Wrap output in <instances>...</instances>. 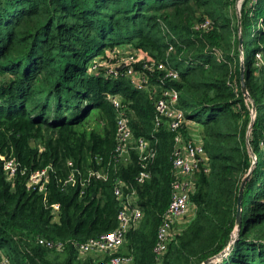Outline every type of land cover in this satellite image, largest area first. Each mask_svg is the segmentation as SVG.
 <instances>
[{
    "label": "trees",
    "instance_id": "1",
    "mask_svg": "<svg viewBox=\"0 0 264 264\" xmlns=\"http://www.w3.org/2000/svg\"><path fill=\"white\" fill-rule=\"evenodd\" d=\"M234 3L0 0V153L18 164L8 179L0 159V262L98 264L99 256L81 257L78 244L117 226L119 177L137 189L142 217L117 252L129 264H201L231 241L252 151L241 226L211 264H264V0H242L239 14ZM206 19L208 28L200 27ZM116 46L134 49L136 70L150 59L176 70L168 79L150 73L149 88H176L186 118L181 132L204 147L206 168L192 174L185 224L173 228L160 254L154 248L171 199L173 132L166 121L155 126L150 90L91 67ZM241 60L250 98L241 90ZM107 93L122 97L134 136L154 143L151 174L141 183L136 151L117 157ZM43 168L44 188L27 186L30 173Z\"/></svg>",
    "mask_w": 264,
    "mask_h": 264
},
{
    "label": "built area",
    "instance_id": "2",
    "mask_svg": "<svg viewBox=\"0 0 264 264\" xmlns=\"http://www.w3.org/2000/svg\"><path fill=\"white\" fill-rule=\"evenodd\" d=\"M242 0H235V4H239ZM209 20H205L200 27L208 28ZM112 50L109 52H115ZM110 54V53H108ZM258 63L263 64L260 54H257ZM96 59L91 66L93 69L102 70L103 74L115 76L126 75L130 81L139 89H147L151 91L153 105L155 110V126L166 121L170 131L173 132L174 146L172 150V166L173 181L171 188V199L161 217V221L157 228L155 252L162 253L168 241L173 237L175 231L174 224L184 216L189 210V190L193 186L192 174L200 165L206 168V160L204 157V147L201 141L184 138L181 128L185 124V114L183 109L176 106L178 99V91L176 88L160 87L157 90L153 85L149 88V74L155 71L163 73V79L175 78L177 72L173 68H169L163 61L150 59L141 62L140 69L136 70L135 63L137 61L136 52L125 58H120L115 62H111L110 56L100 58V62ZM112 105L115 108V141L117 157H129V150L134 149L139 159V170L137 181L139 183L150 177L149 163L156 154L154 143L143 136L135 137L129 124V117L125 106L122 104V97L119 94L107 93ZM2 167L8 179L18 170L17 161L12 158H6L0 153ZM48 179L47 169L43 168L31 172L27 179V186L42 190ZM71 179V178H69ZM113 192L119 199V209L117 214V226L105 233L95 237H89L85 241L78 244V251L81 257L90 253H99L100 260L98 264H129L131 257L126 254L117 252L118 248L123 244L126 232L136 227L142 217V208L138 203L139 195L135 187H129L125 181L116 177L114 179ZM54 217L59 203L51 204ZM40 243L47 246L61 247L62 242H54L39 238ZM0 264H7L4 258Z\"/></svg>",
    "mask_w": 264,
    "mask_h": 264
},
{
    "label": "water",
    "instance_id": "3",
    "mask_svg": "<svg viewBox=\"0 0 264 264\" xmlns=\"http://www.w3.org/2000/svg\"><path fill=\"white\" fill-rule=\"evenodd\" d=\"M238 18V22H239ZM239 43L241 45L242 43V37H239ZM241 47V46H240ZM239 75H240V81H241V90L243 92L244 97L246 98H250L247 88H246V84H245V80H244V65H243V61L241 60V64H240V71H239ZM251 112L252 115L254 116L255 113V106L253 101H251ZM254 153L251 151V155L253 156V161H252V165L250 166V168L248 169L247 173L243 176L241 182H240V186L238 189V195H237V205H236V215H235V232L232 235L231 241L229 242V244L227 245L226 248H224L221 252L217 253L216 255L207 258L206 260H204L201 264H211L214 260L218 259L219 257H221L222 255L226 254L228 252V250L232 247L233 242L236 238V234L238 233V230L241 226V208H242V194H243V188L245 185L246 180L248 179L249 175L252 172V166L255 163V156L253 155Z\"/></svg>",
    "mask_w": 264,
    "mask_h": 264
},
{
    "label": "rangeland",
    "instance_id": "4",
    "mask_svg": "<svg viewBox=\"0 0 264 264\" xmlns=\"http://www.w3.org/2000/svg\"><path fill=\"white\" fill-rule=\"evenodd\" d=\"M240 5H241V3H239V4L234 3L235 10L237 11L238 14L240 13ZM115 50L116 51L112 52V53L107 51V53H110L108 55L110 56L111 62H115V61L119 60L120 58H125V57L135 53L134 49H131L129 46H116ZM97 61L100 62V59H98ZM253 155L255 156V154H253ZM252 158H253V156H252ZM185 218H186V216L179 219L174 224L175 230L180 229L185 224Z\"/></svg>",
    "mask_w": 264,
    "mask_h": 264
},
{
    "label": "crops",
    "instance_id": "5",
    "mask_svg": "<svg viewBox=\"0 0 264 264\" xmlns=\"http://www.w3.org/2000/svg\"><path fill=\"white\" fill-rule=\"evenodd\" d=\"M181 218H182V217H181ZM181 218H179V219H181ZM179 219H178V220H179ZM178 220H177V221H178ZM177 221H176V222H177ZM89 255H92V256L98 257L100 254H99V253H90Z\"/></svg>",
    "mask_w": 264,
    "mask_h": 264
}]
</instances>
